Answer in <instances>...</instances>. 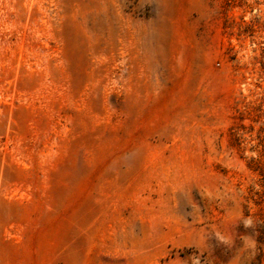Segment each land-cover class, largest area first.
Segmentation results:
<instances>
[{"label": "rangeland", "instance_id": "rangeland-1", "mask_svg": "<svg viewBox=\"0 0 264 264\" xmlns=\"http://www.w3.org/2000/svg\"><path fill=\"white\" fill-rule=\"evenodd\" d=\"M0 264H264V0H0Z\"/></svg>", "mask_w": 264, "mask_h": 264}]
</instances>
